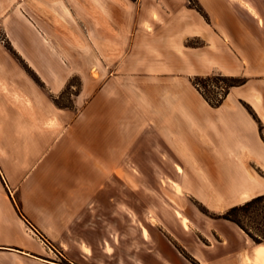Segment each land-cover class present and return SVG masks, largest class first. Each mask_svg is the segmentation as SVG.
<instances>
[{"label": "rangeland", "instance_id": "obj_1", "mask_svg": "<svg viewBox=\"0 0 264 264\" xmlns=\"http://www.w3.org/2000/svg\"><path fill=\"white\" fill-rule=\"evenodd\" d=\"M41 1L47 11L78 28L80 34L74 32L79 42L88 36L90 45L88 52L68 49L79 72L54 100L68 132L61 153L62 177L37 172L25 177L20 189L4 191L1 184L6 186L8 180L0 174V242L3 225L16 230L7 234L10 244L0 243V259L5 264H163L162 249L149 252L142 241L151 244L153 237L171 241L219 226L217 222L225 221L219 217L234 207L230 205L236 203L238 192L230 191L234 200L212 195L202 186L204 176L198 172H206L202 161L175 156L171 143L184 142L182 121L176 122V113L150 106L161 98L163 79L158 73L180 75L177 87L190 86L207 109L192 84L195 77L222 74L246 79V85L230 91L229 101L241 95L243 100L235 102L258 120L264 139L262 124L247 102L253 101V94H264V0L113 1L117 6L106 0L117 21L96 24L94 30H87L84 17L77 18L64 0ZM84 1L77 0L78 9ZM95 2L94 17L102 19V11L107 15L105 1ZM54 34L64 44L70 39L59 30ZM16 35L21 43L23 33ZM27 36L32 42V33ZM0 41L19 58L3 32ZM112 72L128 74L121 82L142 107H118L114 91L118 81L110 79ZM132 75L136 80L130 79ZM209 90L218 92L212 84ZM93 91L101 105L107 102L109 107H89L88 94ZM105 95L113 96V102ZM182 119L189 125L192 118ZM152 144L160 151L155 158H150ZM161 144L168 146L172 158ZM92 147L100 154L105 151V159L96 155L93 160ZM88 161L94 163L93 174ZM71 170L78 171L77 181L67 174ZM61 179L63 185L78 186L68 192L45 190L47 184L60 187Z\"/></svg>", "mask_w": 264, "mask_h": 264}, {"label": "crops", "instance_id": "obj_2", "mask_svg": "<svg viewBox=\"0 0 264 264\" xmlns=\"http://www.w3.org/2000/svg\"><path fill=\"white\" fill-rule=\"evenodd\" d=\"M39 1L37 3L35 0H0V32L6 35L11 48L19 54V58L14 56L11 50H8L9 47L0 41V174L6 175L8 180L6 186L1 184L4 191L20 189L22 181H26L25 177L35 175L37 172L45 174L46 177L56 175L62 177L61 153L63 140L68 132L64 131L65 126L57 109L54 108L57 107L54 100L62 93L63 85L73 77V74L79 72L77 64L70 61L72 51L68 49L86 48L88 52L90 45V39L86 35L85 39L81 38V42L70 38L67 41L69 45L64 44V41L54 34L55 27L46 19L49 12L42 1ZM64 1L77 18L78 15L84 17L86 22H83L87 23V30H94L96 24L105 26L107 23L111 24V20L115 23L117 21L114 9L107 5L109 3L106 0L104 9L107 15L102 11V19L94 17L92 3L96 5L95 0H85L80 9L77 8V0ZM110 1L117 6L113 2L115 0ZM119 1L122 3V0ZM124 9H127V5ZM57 16L62 17L58 14ZM61 19L73 32L77 31L80 34L74 24L64 17ZM20 32L23 33V40L18 43L16 33ZM28 33H32L34 38L32 42L28 40ZM125 44L128 47L127 42ZM93 67L94 61L91 64V68ZM26 68L43 86L34 80ZM90 70L86 76L87 87H90ZM158 74L162 75L163 79L161 98L150 106L176 113V122L182 121L181 135H184V142L171 143L175 156L202 161L206 171L202 172L201 169L198 171L204 176L202 186L212 195H220L224 200L231 198L234 200L230 191H237V201L230 207L264 194V139L258 120L248 108L235 102L243 100L241 95L229 101L230 92L221 107L212 108L193 87L203 102L209 106V109L202 108L190 86L182 83V87H177L175 81L180 80V75L165 72ZM110 76L113 81H118L114 89L117 92L115 98L119 103L118 107H133V110L142 107L135 98L127 94L126 84L121 82L127 80L128 74L115 75V72H112ZM135 76L132 75L130 79L136 80ZM187 79L190 80L189 77ZM98 97L99 94L95 91L88 94V106L109 107L107 102L101 105ZM105 97L109 103L113 102V96ZM253 97V101L247 99V102L260 120L264 133V94L258 92L253 94ZM188 115L192 119L191 123L186 125L182 117L186 119ZM161 146L162 151L165 149L163 152L167 154V158H172L168 146L163 147L162 144ZM94 150L92 147L93 160L96 155L100 159H105V151L100 154ZM159 152L152 144L150 158H155V154ZM88 166L91 174L95 170L94 163L88 161ZM67 174L76 177V181L79 178L76 170L74 173L71 170V173ZM75 183L63 185L61 179L60 187L59 184L54 188H51L50 184H44H47L45 190L48 192H68L76 189L78 183ZM217 224L219 226L211 227L209 231L193 230L195 233L187 234L183 238L176 237L175 240L172 238L171 241L160 238L155 241L156 238L153 237L151 239L154 240V243H151L153 246L142 241V247L153 253L160 251L161 248L160 254L165 259L163 264L264 263L257 257L259 254L264 256L262 248L264 244H256L232 222L220 220ZM1 232L3 234L0 243L7 245L10 244L7 234H14L16 230L3 225ZM178 248L188 257L182 256ZM0 264L5 263L0 259Z\"/></svg>", "mask_w": 264, "mask_h": 264}, {"label": "trees", "instance_id": "obj_3", "mask_svg": "<svg viewBox=\"0 0 264 264\" xmlns=\"http://www.w3.org/2000/svg\"><path fill=\"white\" fill-rule=\"evenodd\" d=\"M192 84L210 107L218 108L223 105L233 88L246 85L247 80L218 74L197 76ZM210 84L218 92L210 91ZM204 212L208 214L207 210ZM219 218L236 224L256 244H264V195L257 196L243 205L232 207Z\"/></svg>", "mask_w": 264, "mask_h": 264}, {"label": "bare ground", "instance_id": "obj_4", "mask_svg": "<svg viewBox=\"0 0 264 264\" xmlns=\"http://www.w3.org/2000/svg\"><path fill=\"white\" fill-rule=\"evenodd\" d=\"M46 19L53 25V27H55L56 30L62 31L66 35H68L69 38H73V39H76L77 40L76 34L57 15L49 12V15H48V17ZM262 248L264 249V245L262 246ZM257 257H258V259H261V260L264 261V256L263 255H260L259 254Z\"/></svg>", "mask_w": 264, "mask_h": 264}]
</instances>
